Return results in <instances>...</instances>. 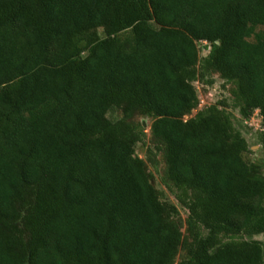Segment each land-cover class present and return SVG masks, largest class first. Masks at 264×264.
I'll return each mask as SVG.
<instances>
[{
	"label": "trees",
	"instance_id": "16d2710c",
	"mask_svg": "<svg viewBox=\"0 0 264 264\" xmlns=\"http://www.w3.org/2000/svg\"><path fill=\"white\" fill-rule=\"evenodd\" d=\"M206 74L264 151V0H0V264H264L261 242L221 241L264 235V168L225 102L185 120Z\"/></svg>",
	"mask_w": 264,
	"mask_h": 264
},
{
	"label": "rangeland",
	"instance_id": "374dc122",
	"mask_svg": "<svg viewBox=\"0 0 264 264\" xmlns=\"http://www.w3.org/2000/svg\"><path fill=\"white\" fill-rule=\"evenodd\" d=\"M98 33L102 36V30H98ZM198 49L201 62L207 56L208 48L205 43H201L198 44ZM194 87L198 94L199 106L196 110L192 111L191 115L186 116L185 120L195 116L197 111L205 109L210 105L225 102L224 107L228 113L232 115L233 123L236 129H238L246 138L250 147V152L244 157L245 161L257 163L264 168V151L257 144V131H259L260 118L254 114L248 120L242 121L239 119L238 110L234 106L233 98L230 95L231 86L225 84L217 75L206 74L203 79H200L199 77L198 81L194 83ZM122 116L121 111L118 109L112 110L107 115L108 119L111 121L120 120L122 119ZM151 122L152 120L149 117L141 115H137L132 120L134 125H141V129L144 130L145 133L142 140L136 144L135 151L136 154L144 160L150 181L159 192L160 200L163 203L173 205L176 208L177 214L174 215V218L180 223L184 239L187 240L188 235L186 232V220L189 213L184 204L180 201L178 192L167 182L165 178V163L163 154L156 146H154L150 138L149 127ZM230 240H256L261 242L264 248V235L252 237L246 235L221 237L222 242ZM184 257L185 252L183 250L179 251L175 264H180Z\"/></svg>",
	"mask_w": 264,
	"mask_h": 264
}]
</instances>
